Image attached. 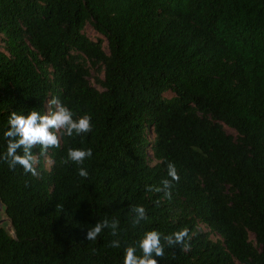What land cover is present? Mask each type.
<instances>
[{"label":"trees","instance_id":"trees-1","mask_svg":"<svg viewBox=\"0 0 264 264\" xmlns=\"http://www.w3.org/2000/svg\"><path fill=\"white\" fill-rule=\"evenodd\" d=\"M53 96L92 131L37 176L0 164V264H122L108 230L85 239L105 216L127 243L189 228L190 249L158 264H264V0H0V130ZM70 146L92 149L87 180L61 165ZM168 162L170 201L145 188ZM136 205L148 219L133 228Z\"/></svg>","mask_w":264,"mask_h":264},{"label":"clouds","instance_id":"clouds-1","mask_svg":"<svg viewBox=\"0 0 264 264\" xmlns=\"http://www.w3.org/2000/svg\"><path fill=\"white\" fill-rule=\"evenodd\" d=\"M92 117L89 114L77 116L76 113L58 97L53 96L46 102V109L41 112L32 110L12 111L7 119L6 127L0 130V140L3 141L0 150V164L10 171L21 168L24 174L38 175L40 158L46 156L50 148L59 147L65 137L83 139L92 131ZM38 149V151H36ZM93 157V151L88 147H67L66 154L60 163L63 166H74L76 175L84 180L90 176L85 162ZM180 176L174 163L166 164V178L157 185H146L149 193H162L163 199H172L174 182ZM133 228L139 227L148 219L147 210L143 205H136L130 210ZM105 230L113 237L111 247L123 248L122 264H158L157 258L165 256L166 249L179 247L182 251L189 250L193 234L183 227L164 234L158 230H146L134 242L127 243L120 238V221L116 217H108L96 221L87 228L85 239L95 242Z\"/></svg>","mask_w":264,"mask_h":264},{"label":"rangeland","instance_id":"rangeland-1","mask_svg":"<svg viewBox=\"0 0 264 264\" xmlns=\"http://www.w3.org/2000/svg\"><path fill=\"white\" fill-rule=\"evenodd\" d=\"M84 34H85V36L88 38V39H90L91 41H94V42H96L99 38L100 39H102V37L101 36H99L93 29H92V27L91 26H86V28H85V30H84ZM107 44H106V42H104V50L107 52ZM96 76H97V74L95 73V72H93V73H91V75H90V77H89V82H90V84L94 87V88H96L97 90H101V87L96 83V81H95V78H96ZM101 80L103 79V75L101 74L100 75V77H99ZM167 97H169V96H167ZM225 131L229 134V135H231V136H233L234 138L236 137V133L233 131V130H231V129H229V128H227V127H225ZM0 227L1 228H4L6 231H8L9 233H12V231H11V226H10V222H9V220L7 219V217L5 216V213H4V211H0ZM211 239L212 240H217L218 238L216 237V236H211ZM250 240L251 241H254V239H253V237L252 236H250Z\"/></svg>","mask_w":264,"mask_h":264},{"label":"water","instance_id":"water-1","mask_svg":"<svg viewBox=\"0 0 264 264\" xmlns=\"http://www.w3.org/2000/svg\"><path fill=\"white\" fill-rule=\"evenodd\" d=\"M0 211H4V206H3L1 201H0ZM10 226H11V224H10Z\"/></svg>","mask_w":264,"mask_h":264}]
</instances>
